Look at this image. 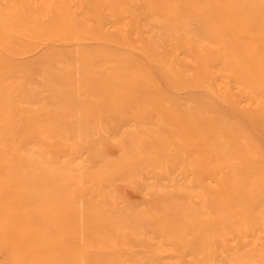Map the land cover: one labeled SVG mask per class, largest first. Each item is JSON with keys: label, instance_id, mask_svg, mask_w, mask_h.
Masks as SVG:
<instances>
[{"label": "bare ground", "instance_id": "bare-ground-1", "mask_svg": "<svg viewBox=\"0 0 264 264\" xmlns=\"http://www.w3.org/2000/svg\"><path fill=\"white\" fill-rule=\"evenodd\" d=\"M0 264H264V0H0Z\"/></svg>", "mask_w": 264, "mask_h": 264}]
</instances>
